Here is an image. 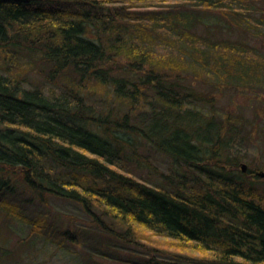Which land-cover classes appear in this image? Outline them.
I'll list each match as a JSON object with an SVG mask.
<instances>
[{"label":"trees","instance_id":"16d2710c","mask_svg":"<svg viewBox=\"0 0 264 264\" xmlns=\"http://www.w3.org/2000/svg\"><path fill=\"white\" fill-rule=\"evenodd\" d=\"M256 1L0 0V212L141 264H264V163L240 167L250 121L215 94L264 89V52L207 22L255 32ZM56 199L86 223L29 215Z\"/></svg>","mask_w":264,"mask_h":264},{"label":"rangeland","instance_id":"374dc122","mask_svg":"<svg viewBox=\"0 0 264 264\" xmlns=\"http://www.w3.org/2000/svg\"><path fill=\"white\" fill-rule=\"evenodd\" d=\"M256 4L264 9V0H257ZM262 9H250L251 20L259 25L255 32H250L235 26L233 30L227 26H220L216 19L207 20L214 37L225 36L231 39H241L264 52V23L258 18ZM201 31L207 30L205 24L200 25ZM222 30V32H218ZM253 30V31H254ZM218 32V33H217ZM36 75V74H34ZM35 78L34 76H32ZM199 85V84H198ZM200 87L202 85H199ZM215 94L221 107L232 110L236 115H243L245 119L254 122L256 113L264 108V89L228 87L217 89ZM247 123L242 138L237 141V148L241 153H247L242 163L257 167L264 163V135L262 133L254 139L249 136L252 124ZM261 124L264 126V117ZM245 136V137H244ZM259 156V157H257ZM255 157V161H251ZM242 163L240 167L242 168ZM247 168V170H248ZM264 171V170H263ZM251 182L264 188V177H249ZM49 206H29V215L38 216L39 212L51 214L56 225L64 223L65 227L71 217L80 225L86 223L87 216L73 202L56 199ZM88 230L81 234L80 242L72 243L69 240L62 243L63 236L56 230L53 233L33 234L31 224L22 218L7 217L0 212V264H141V257L131 254L128 248H116L109 240L92 234ZM132 255V256H130ZM132 257V258H131Z\"/></svg>","mask_w":264,"mask_h":264},{"label":"water","instance_id":"95a60500","mask_svg":"<svg viewBox=\"0 0 264 264\" xmlns=\"http://www.w3.org/2000/svg\"><path fill=\"white\" fill-rule=\"evenodd\" d=\"M13 1H20V2H30L31 0H13ZM248 168V164L247 163H242V169L243 171H247ZM259 176L264 177V171L263 170H259L256 172Z\"/></svg>","mask_w":264,"mask_h":264}]
</instances>
